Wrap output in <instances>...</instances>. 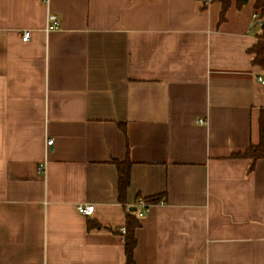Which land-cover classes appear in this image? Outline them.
<instances>
[{
  "label": "crops",
  "instance_id": "0c3cea01",
  "mask_svg": "<svg viewBox=\"0 0 264 264\" xmlns=\"http://www.w3.org/2000/svg\"><path fill=\"white\" fill-rule=\"evenodd\" d=\"M220 11L0 0V264H124L126 212L162 194L137 219V264H264V159L233 157L264 111L253 5Z\"/></svg>",
  "mask_w": 264,
  "mask_h": 264
},
{
  "label": "trees",
  "instance_id": "16d2710c",
  "mask_svg": "<svg viewBox=\"0 0 264 264\" xmlns=\"http://www.w3.org/2000/svg\"><path fill=\"white\" fill-rule=\"evenodd\" d=\"M220 4L221 11L219 23L226 20V13L234 2L237 9L252 2L255 21L254 37L256 43L248 50L252 56L251 64L264 72V0H214ZM234 158H246L250 160L248 173L252 172L257 160L264 159V111H261L259 118V140L256 145H250L243 154L233 155ZM117 169V196L121 204L125 203L126 193L130 186L131 162L126 159L123 162L113 161ZM138 199V197H137ZM150 205L160 204L165 200V194L155 195L143 198ZM141 227L137 220L135 211H127L125 216V233L121 234L123 238L124 264H137L135 260V249L137 247L136 231ZM89 230V229H88Z\"/></svg>",
  "mask_w": 264,
  "mask_h": 264
},
{
  "label": "built area",
  "instance_id": "2783aa9c",
  "mask_svg": "<svg viewBox=\"0 0 264 264\" xmlns=\"http://www.w3.org/2000/svg\"><path fill=\"white\" fill-rule=\"evenodd\" d=\"M199 1H203V2H207V1H210V0H199ZM253 19H255V15H253L252 17ZM57 28V24L55 22L51 23L48 27H46V31H50V30H54ZM29 39V32L28 31H25L22 33V41L26 42L27 40ZM258 80H261L260 78ZM199 124H204L205 121L203 120H199L198 121ZM52 145V141L51 140H48L46 141V147H49ZM151 205L146 203V201L139 197L136 202H135V215H136V218L138 220L142 219L146 213L149 211ZM76 211L78 214L82 215V216H86V217H89L93 214L94 212V206L93 205H78L76 207ZM121 233L124 234L125 233V228H121L120 229Z\"/></svg>",
  "mask_w": 264,
  "mask_h": 264
},
{
  "label": "water",
  "instance_id": "95a60500",
  "mask_svg": "<svg viewBox=\"0 0 264 264\" xmlns=\"http://www.w3.org/2000/svg\"><path fill=\"white\" fill-rule=\"evenodd\" d=\"M129 211L134 212L135 211V208H131V209H129Z\"/></svg>",
  "mask_w": 264,
  "mask_h": 264
}]
</instances>
